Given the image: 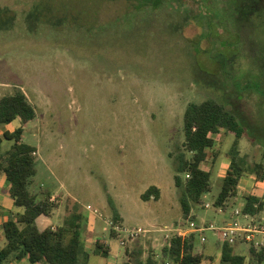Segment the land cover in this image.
<instances>
[{"label": "rangeland", "instance_id": "obj_1", "mask_svg": "<svg viewBox=\"0 0 264 264\" xmlns=\"http://www.w3.org/2000/svg\"><path fill=\"white\" fill-rule=\"evenodd\" d=\"M157 3L0 0V23L14 18L11 28L0 30V99L22 89L37 112L23 134L37 148L38 172L30 189L40 197L50 192L59 204L50 219L55 225H63L75 212L83 216V225L99 220L96 239L88 242L92 251L106 242L113 251L111 260L126 249L133 259L144 246V260L155 250L162 256L179 227L196 218L222 227L236 209L242 210L245 195L264 198V180L246 175L229 209L214 207L235 145L249 165H264V97L248 88L260 86V78L251 72L252 44L263 41L264 34L235 26L237 37L230 27L212 28L208 18L186 20L173 0H163L160 9L150 6ZM37 4L40 20H31L35 31H30L27 15ZM222 56L232 58L230 67ZM208 98L236 112L246 133L237 138L223 129L213 135L215 144L202 164L212 174V191L204 205L193 208L194 217L187 218L173 156L185 140L188 105ZM19 127L20 120H15L1 126L0 134ZM12 145L3 140L4 158ZM4 178L1 171L2 195L8 193ZM151 186L160 188V199L145 201L142 195ZM109 197L121 214L118 223ZM5 204L0 205V248L5 245L3 222L24 210ZM256 219L264 222V210ZM110 222L144 232L123 247ZM206 236L207 243L196 237V250L219 254L217 237L213 232ZM91 258L93 264L105 261L103 255Z\"/></svg>", "mask_w": 264, "mask_h": 264}, {"label": "trees", "instance_id": "obj_2", "mask_svg": "<svg viewBox=\"0 0 264 264\" xmlns=\"http://www.w3.org/2000/svg\"><path fill=\"white\" fill-rule=\"evenodd\" d=\"M173 1L176 3V9L186 20L197 17L208 18L211 20L212 28L220 26V28L230 27L235 30L234 27L237 26L241 32L259 31L264 34V0ZM162 2L163 0H160L158 5L150 6L160 9L163 6ZM39 9L38 4L30 7L27 15L30 31H35L30 24L31 20H40V16L36 14ZM3 11L9 12L7 8ZM13 22L14 18L2 21L0 30L11 28ZM252 49L254 50L251 72L260 78V86L257 85L255 88V84H251L248 88L253 92L255 89L259 93L261 91L262 95L258 96L263 98L264 39L263 41L257 39L252 44ZM221 59L225 65L229 66L232 58L228 60L222 56ZM36 117V109L22 89H17L14 94L0 99V127L11 124L15 120L21 122V127L12 132L4 131L0 134V172H4L14 206L24 209L22 212L9 215L2 224L5 245L0 248V264H13L15 261L24 259H28L33 264H88L90 253L85 249L82 233L83 226L86 225H83V216L79 212L66 217L63 225L55 230L52 227L41 230L37 224L39 217H52L60 206L51 200L50 192L40 197L30 189L38 172L35 158L37 148L26 143L23 140V134L25 126ZM223 129L233 133L237 138H242L246 133L239 115L217 99L208 98L188 105L184 116L185 140L173 156L175 184L180 191V202L187 218H190L193 208L204 205V197L212 191V174L203 169L202 164L207 160L208 149L215 144L213 135ZM4 139L13 141L5 158L1 149ZM246 175H256L263 181L264 165H249L235 145L214 207L227 211L229 201L237 196L241 180ZM142 198L145 201L152 198L159 200L160 189L157 186H151ZM109 200L113 206L114 223H118L120 214L111 197ZM244 201L242 211L245 214L257 217L264 210V198L258 195L247 194ZM196 243L195 234L186 239L175 236L162 249L161 259H158L154 253L144 260L142 258L144 251L139 248L135 252L136 257L130 258L124 264H213V257L196 251ZM250 249L251 255L263 263L264 248L259 250L250 247ZM93 253L107 258L110 255V248L97 243ZM221 264H246V257L235 254L234 246L225 243L222 244Z\"/></svg>", "mask_w": 264, "mask_h": 264}, {"label": "built area", "instance_id": "obj_3", "mask_svg": "<svg viewBox=\"0 0 264 264\" xmlns=\"http://www.w3.org/2000/svg\"><path fill=\"white\" fill-rule=\"evenodd\" d=\"M52 200V199H51ZM54 201V200H53ZM208 209L211 204H206ZM222 211V209H220ZM120 236V245L125 247L128 242L136 240L143 232L142 229H128L121 227L120 225H114L110 222ZM55 230V227H52ZM212 231L218 235V240L222 243H228L230 245L247 244L249 247H255L257 249L264 248V222L256 219L255 216L245 214L242 210L236 209L234 212V218L227 225L222 227H216L214 224L199 226L196 222L191 221L185 228H179L177 230V236L183 239L189 238L195 232ZM203 243L207 242L205 235L201 236Z\"/></svg>", "mask_w": 264, "mask_h": 264}, {"label": "crops", "instance_id": "obj_4", "mask_svg": "<svg viewBox=\"0 0 264 264\" xmlns=\"http://www.w3.org/2000/svg\"><path fill=\"white\" fill-rule=\"evenodd\" d=\"M12 132V131H11ZM5 179V182H6V178H4ZM7 183V182H6ZM6 186H7V191H8V193H5V195L3 194H0V205H3L4 203H6L5 204V206H7V208L8 207H10V206H12V205H14V201L13 200H11V197H8L6 194H8L9 195V186H8V184H6ZM159 188V187H158ZM160 189V188H159ZM0 193H1V191H0ZM10 196V195H9ZM160 196H161V190H160ZM6 208V209H7ZM60 208V207H59ZM58 208V209H59ZM57 209V210H58ZM55 213H56V211H55ZM55 213H54V215H55ZM61 214V213H60ZM53 215V216H54ZM121 215V214H120ZM52 216V217H53ZM61 216V215H60ZM52 217H47V216H41V217H39L38 218V220H37V224H38V226H39V228L41 229V230H44V229H46L47 227H55V226H57L58 227V225H55V223H52V222H50V219L52 218ZM62 217V216H61ZM190 217H194L193 215H192V213H191V215H190ZM8 218V217H7ZM121 218H122V216H121ZM197 220L196 221H194V222H196L199 226H202L203 224H206L207 226L208 225H210V224H213V223H207V222H201L200 220H199V218H196ZM97 221H99V220H96V221H89V223L86 225V228H85V234H84V238H83V241H84V243H85V249H86V251L88 252V253H90V257H89V261H88V264H93L92 263V258H91V255L92 254H94V255H98V256H101V255H99V254H95V253H93V251H92V249H91V246H90V244H89V242H88V239L90 238V237H94V239H96V234L98 233L97 232V230L95 229L96 227V223L95 222H97ZM191 222V221H190ZM98 224H99V222H97ZM180 228V227H179ZM178 228V229H179ZM177 229V230H178ZM105 230V227L103 226V231ZM177 232V231H176ZM207 232H212V231H204V232H195V233H193V234H195L196 235V237L198 236V238H201V236L202 235H205L206 236V233ZM214 233V232H213ZM214 235L217 237V240H218V235L217 234H215L214 233ZM168 238L170 237V236H167ZM207 237V236H206ZM167 238V239H168ZM197 238V239H198ZM5 239V238H4ZM158 242L159 241V239H157V238H154V242ZM207 241H208V238H207ZM103 242V241H102ZM218 242L220 243L219 244V249H220V253L219 254H216V253H212V254H209V253H204V252H200V253H204V254H206V255H208V256H211V257H213L214 258V262H213V264H221V259H222V243L218 240ZM104 243V245L106 246V247H109L110 248V255L107 257V258H105V261L104 262H101L100 264H124L126 261H128L129 260V253L131 252V251H129V250H127L126 249V251H125V254H117L116 255V259L115 260H111V258H110V256L113 254V251L111 250V247L106 243V242H103ZM153 243V242H152ZM207 243V242H206ZM169 244V243H168ZM152 247H153V249H155V245L153 244L152 245ZM144 248V252H145V254H146V246H144L143 247ZM142 247H141V249H143ZM197 249V248H196ZM250 247H248L247 246V248L246 249H244L243 248V244H238V245H235L234 246V252H235V254H239V255H242V256H245L246 257V264H264V261H263V263H261L258 259H256V258H254L252 255H251V252H250ZM197 251V250H196ZM197 252H199V251H197ZM155 254H156V256H157V258H160L161 256H159V254H157V252H156V250H155V252H154ZM144 254V255H145ZM13 264H33V263H31L28 259H24V260H21V261H15ZM36 264H41V263H36Z\"/></svg>", "mask_w": 264, "mask_h": 264}]
</instances>
